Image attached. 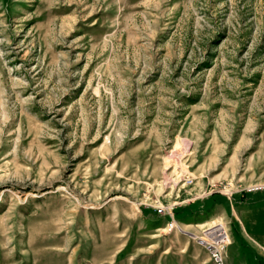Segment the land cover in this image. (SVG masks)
<instances>
[{
  "label": "rangeland",
  "instance_id": "1",
  "mask_svg": "<svg viewBox=\"0 0 264 264\" xmlns=\"http://www.w3.org/2000/svg\"><path fill=\"white\" fill-rule=\"evenodd\" d=\"M257 184L264 0H0V264H264Z\"/></svg>",
  "mask_w": 264,
  "mask_h": 264
},
{
  "label": "crops",
  "instance_id": "2",
  "mask_svg": "<svg viewBox=\"0 0 264 264\" xmlns=\"http://www.w3.org/2000/svg\"><path fill=\"white\" fill-rule=\"evenodd\" d=\"M244 218L241 216V215H237L236 216V219H237V221L240 223V225L243 227V231H239V238L241 239L242 238V240L244 239V237H245V235L246 236H248L249 238L251 237V238H253V239H255V243H257V245H263L264 246V241H263V243L262 242H260V238H262L263 236L262 235H259V234H257V236H256V238L254 237V234H250L249 233V231L248 230H246V224H247V222L249 221V220H247L246 218H248V216L249 215H245L244 214ZM250 230V229H249ZM251 231V230H250ZM252 232V231H251ZM256 235V234H255ZM231 237V236H230ZM235 239V238H234ZM233 239V237H232V241H231V245H229L227 248H226V250H225V256H226V259H225V261H226V263H228V260H231V258H232V253H233V251L231 252L230 250H231V247L232 246H234L233 244L235 243V240ZM262 241V240H261ZM234 251H236V249H234ZM236 253H238V252H236Z\"/></svg>",
  "mask_w": 264,
  "mask_h": 264
},
{
  "label": "built area",
  "instance_id": "3",
  "mask_svg": "<svg viewBox=\"0 0 264 264\" xmlns=\"http://www.w3.org/2000/svg\"><path fill=\"white\" fill-rule=\"evenodd\" d=\"M250 192H255V191H264V184H257L255 186H252L249 190ZM225 239L227 237L224 234ZM225 242L223 240H220L218 242L213 243L212 245L208 244V247L212 248V257L214 258V261H216L217 264H222V257L219 251L220 245L224 244Z\"/></svg>",
  "mask_w": 264,
  "mask_h": 264
},
{
  "label": "bare ground",
  "instance_id": "4",
  "mask_svg": "<svg viewBox=\"0 0 264 264\" xmlns=\"http://www.w3.org/2000/svg\"><path fill=\"white\" fill-rule=\"evenodd\" d=\"M185 144V143H184ZM186 147V146H185ZM184 151V150H183ZM181 155V152H174L172 157L175 159V158H178L179 156ZM205 242V241H204Z\"/></svg>",
  "mask_w": 264,
  "mask_h": 264
}]
</instances>
